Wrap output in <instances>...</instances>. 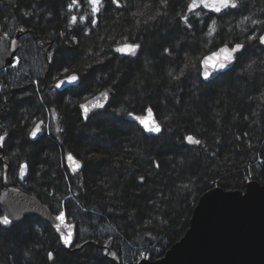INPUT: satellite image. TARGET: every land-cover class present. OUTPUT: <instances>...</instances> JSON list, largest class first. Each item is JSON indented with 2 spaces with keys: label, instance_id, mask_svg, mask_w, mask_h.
<instances>
[{
  "label": "trees",
  "instance_id": "16d2710c",
  "mask_svg": "<svg viewBox=\"0 0 264 264\" xmlns=\"http://www.w3.org/2000/svg\"><path fill=\"white\" fill-rule=\"evenodd\" d=\"M120 2L129 6L117 8L104 0L95 25H72V15L90 12L83 0L71 11V0H0L3 32L13 36L19 29L28 31L17 56L19 69L29 75L25 79L13 70L0 74V84L6 83L0 132L8 129L4 151L0 148V192L4 162L15 180L18 166L27 162L29 177L22 189L77 224L73 247L80 248L66 252L49 225L27 217L9 229L0 227V264H114L104 257L103 246L120 264L129 250L157 260L184 235L198 198L214 184L243 190L245 176L264 181V101L259 99L264 47L251 41L245 57L208 84L198 72L204 55L226 42L248 44L254 27L258 34L264 29L243 20L264 21V0H244V8L228 14H208L217 22L212 37L207 36V16L189 14L191 28L180 20L189 0H167L166 6L160 0ZM123 42L139 43L137 55L114 53ZM46 52L51 81L71 72L81 77L67 101L59 94L50 103L44 82L40 91L33 85L48 69L44 62L47 68L40 66L35 75L33 61L37 55L44 61ZM181 69L184 75L173 80ZM106 88L114 90V100L84 124L78 104ZM147 107L162 126L157 137L146 136L126 115L146 114L142 109ZM109 112L112 121L104 116ZM48 115L50 134L30 141L31 127ZM82 126L111 144H94L87 153ZM189 134L201 141L199 146L185 143ZM69 155L83 162L82 174L69 172Z\"/></svg>",
  "mask_w": 264,
  "mask_h": 264
},
{
  "label": "water",
  "instance_id": "95a60500",
  "mask_svg": "<svg viewBox=\"0 0 264 264\" xmlns=\"http://www.w3.org/2000/svg\"><path fill=\"white\" fill-rule=\"evenodd\" d=\"M27 33V30L19 29L11 36L3 32L0 24V70H4L13 64L21 47L20 40ZM262 46L264 47V45ZM212 52L204 55L200 61L205 56L211 55ZM114 53L116 52L114 51ZM116 54L122 55L120 53ZM235 63L229 66V69L215 73L207 81L203 80L201 76L200 79L205 84H208L218 76L230 71ZM77 84L66 83L60 88H57L56 85L55 87L57 90H63L66 87L76 86ZM105 91L109 92V96L107 99H101L100 94ZM114 97V90L106 88L82 102L79 105V110L84 122L93 115L104 112L112 103ZM97 100L103 103L105 108L92 107L91 104H94ZM84 104H89L87 118H85L83 109L80 107ZM134 115L147 116V114ZM134 121L146 136L157 137L162 133H148L143 130V127L136 120ZM37 125L41 127L43 124L39 122ZM35 127L33 130H35ZM40 134L41 132L37 134L35 139L30 135V140L32 142L36 141ZM193 137L196 138L195 136ZM185 138L184 141L187 145L199 146V144L188 142ZM76 163L80 165L79 168L76 167ZM24 164L26 163L21 165ZM67 166L72 174H77L83 169L82 163L76 158H73L72 161L67 160ZM27 173L28 168L26 175L21 178L19 169L18 183L23 184L25 182ZM2 185L3 188L0 192L2 215L0 217L7 215L13 221V224L9 226L0 225L1 228L9 229L24 218L37 217L51 227L59 240L60 246L66 252L74 253L80 249L73 247L76 241L77 224L73 221H65V224L71 226L72 231V246L66 247L61 242V233L56 230V226L59 225V221L55 219L56 215L37 196L30 195L15 185L9 173V167L3 171ZM60 227L61 231H67L62 225ZM106 248L107 251L103 254L104 257L114 264H120L115 256L109 255V247ZM49 260L52 261L53 258ZM134 264H264V181L262 183L248 181L243 190H224L219 186L206 190L198 198L189 220V226L180 240L174 243L160 259L149 260L141 258Z\"/></svg>",
  "mask_w": 264,
  "mask_h": 264
},
{
  "label": "snow or ice",
  "instance_id": "6c2138e0",
  "mask_svg": "<svg viewBox=\"0 0 264 264\" xmlns=\"http://www.w3.org/2000/svg\"><path fill=\"white\" fill-rule=\"evenodd\" d=\"M81 3L82 0H71V3L68 5L69 11H71L73 8L79 9L81 7ZM83 3H85L88 6V8H90V12L80 16L72 15L70 17V24L77 25V24L91 23L92 25H95L97 23L96 17L101 12V9L104 7V0H83ZM110 3L112 5H115L117 8L129 6L127 3L121 4L120 0H110ZM160 3L166 6L167 0H160ZM145 6L147 7L149 5H145ZM245 6L246 5L244 3V0H189L186 6L187 12L180 16V20L183 22L186 28H191L192 24L189 20L188 13H191L196 18H199L201 16H207L210 23L205 24L204 20H200V22L202 24H205V26L207 27L208 29L207 36L212 37L217 31V22L216 19H214L211 15H208L209 13L228 14V11L230 10L235 9L239 11ZM133 15H135V13H133ZM243 20L244 22L250 21L253 26L264 25V21L258 19H252L249 16H244ZM246 40L249 42L248 44L226 42L223 47H220L217 51H213L211 55L205 56L200 61L201 67L198 68V72L200 76L203 78V80L205 81L209 80L215 73H219L223 70L229 69V66L233 65L237 60L245 57L251 41H256L259 45H264V29H262L258 34L254 27L251 35L247 36ZM140 48L141 45L139 43L123 42L119 46L115 47L114 51L116 53H120L125 56H136ZM165 52L171 54L170 49L166 48ZM253 63H255V61ZM195 66L196 65H193V67ZM185 67H187V65H185ZM248 68L251 69L252 65L251 64L248 65ZM68 71L69 69L67 67L64 68L65 73H67ZM169 75L172 76V73L169 72ZM183 75H184V70L181 69L178 75L172 76V79L178 80ZM78 82L82 83L80 76L78 74L73 73L67 75L64 79L58 81L56 87L60 88L66 83L75 85ZM108 96H109V92L107 91L100 94L101 99H107ZM259 99L261 101H264V92H261ZM89 104H91V102H89ZM89 104H84L80 106L83 109L85 118H87L89 113ZM91 106L100 109L105 108V105L101 103L99 100H97L94 104H91ZM142 111L146 112L147 116L134 115V113L131 111L127 112L126 115L136 120L143 127L144 131L155 134L161 133L163 129L161 127V124L155 118L152 107L144 108L142 109ZM41 124H43V121H41ZM40 131H41L40 125H37L35 127V130H33L30 133L31 137L35 139ZM4 139H5L4 136H0V142H3ZM185 139L188 142L194 144L201 143L199 139H196L191 135L187 136ZM67 159L72 161L73 160L72 155H69ZM79 166L80 165L76 163V167L79 168ZM156 167H159V165L157 164ZM27 168H28L27 164L20 166L21 178H23L26 175ZM141 180H143V177H141ZM55 219L59 221V225L56 226V230L61 233L60 235L61 242L66 247H71L72 231H71V226L65 224V213L63 211H60L58 215L55 217ZM12 224L13 221L7 215L0 217V225L9 226ZM61 225L67 229L66 232L61 231V227H60ZM48 258L52 259L53 253L49 252Z\"/></svg>",
  "mask_w": 264,
  "mask_h": 264
},
{
  "label": "flooded vegetation",
  "instance_id": "af4514ba",
  "mask_svg": "<svg viewBox=\"0 0 264 264\" xmlns=\"http://www.w3.org/2000/svg\"><path fill=\"white\" fill-rule=\"evenodd\" d=\"M21 45V44H20ZM21 48V47H20ZM20 50V49H19ZM19 52V51H18ZM123 56V55H122ZM125 56V55H124ZM17 54H16V57H15V59H14V61L17 59ZM46 60V61H45ZM45 60L44 61H42V65L44 66V69L45 68H47V67H45L46 66V63H47V66H48V69L47 70H45L44 72H42L43 73V77H42V79L41 80H39L38 81V79H34V80H32V82H33V85L36 87V91H40V89H39V83L40 82H44V88L42 89L43 90V92H47V99H48V101L51 103L54 99H56V98H58L57 96L60 94V95H62V96H64V98L66 99H68L69 98V95H71L72 93H68L69 91H71V90H73V89H75V88H78L79 86H80V84L81 83H78L76 86H71V87H66L65 89H63V90H57L56 89V87H55V85H56V83L58 82V81H60L61 79H63L64 77H66L67 75H70V74H73V73H75V74H77L76 72H71V73H68V74H66V75H64V76H62V77H60V78H58V79H54L53 81H51V77L53 76V73L51 72H49V70L51 69L50 68V61L48 60V54H47V52L45 53ZM14 61H13V64L10 66V67H8V68H6V69H4V70H0V74L1 73H3V74H6L7 73V70H13V71H15L16 73H17V75L19 76V75H21V76H23L25 79H27L28 77H29V75L27 74V73H25L24 71H22V70H20L19 69V66H20V64H19V66L17 67L16 66V68H11V67H13L14 66ZM33 61V60H32ZM44 62H46V63H44ZM50 68V69H49ZM50 74V75H49ZM49 78H50V80H49ZM81 78V77H80ZM47 81H48V83H47ZM1 83H3V84H0V97L1 96H3V94H4V90L6 89V85H4V83L5 82H1ZM52 83V84H51ZM6 84V83H5ZM47 84H51V86L50 85H47ZM68 93V94H67ZM49 96H51L52 97V99L53 100H50L49 99ZM93 96V95H92ZM91 97V96H90ZM88 99V98H87ZM86 100V99H85ZM85 100H83L82 102H84ZM82 102H80L79 104H78V111H79V115H80V118H81V120H82V122L84 123V124H86L88 121H90V119L93 117V116H95V115H93L92 117H90L86 122H84V120L82 119V115H81V112H80V110H79V105L82 103ZM106 111V110H105ZM104 111V112H105ZM104 112H102V113H104ZM102 113H99V114H102ZM96 115H98V114H96ZM51 120V118H50V116L48 115L47 116V118L45 119H40V120H37V122L31 127V129H30V131H29V134H28V137H29V140H30V133H31V131L33 130V128L39 123V122H41V121H43V125L41 126V134H40V136H39V138L38 139H40L43 135H49V134H47L46 132H45V127L47 126V124L49 123V121ZM48 122V123H47ZM49 125H50V123H49ZM50 131V130H49ZM0 136H4L5 137V139H4V141L3 142H0V148H1V151L3 152L4 151V148H3V146H4V144H5V142H6V140L8 139V134H7V131L3 128L2 129V132H0ZM37 139V140H38ZM36 140V141H37ZM31 141V140H30ZM33 142H35V141H33ZM68 157V156H67ZM67 157H66V160H65V163H66V166H67ZM73 158H76V157H74V156H72ZM76 159H78V158H76ZM79 160V159H78ZM81 163H82V165H83V162L81 161V160H79ZM22 163H26L27 164V162H21L20 163V165L18 166V170H17V177H18V171H19V169H20V166H21V164ZM4 164H5V167H4V169H6L7 167H9V173L11 174V170H10V165L7 163H5L4 162ZM28 165V164H27ZM67 168H68V166H67ZM4 169H3V171H4ZM69 170V169H68ZM83 170V169H82ZM82 170L79 172V173H77V174H73V175H79V174H82ZM3 171H2V174H3ZM70 172V171H69ZM12 176V175H11ZM17 177H16V180L13 178V176H12V178H13V180H14V182H15V185L17 186V187H19L20 189H22L23 188V186H24V184H25V182L27 181V179H28V177H29V167H28V173H27V177H26V179H25V182L22 184V183H18V181H17ZM2 188H3V185H2ZM23 190V189H22ZM24 191V190H23ZM26 192V191H25ZM27 193V192H26ZM1 207V206H0ZM2 209V208H1ZM1 215H2V213H1ZM56 215V214H55ZM57 216V215H56ZM101 250L103 251V254L107 251V249L103 246V247H101ZM109 255L110 256H115V255H112V253H111V250H109ZM116 258V257H115ZM108 259V258H107ZM117 260V259H116ZM118 261V260H117Z\"/></svg>",
  "mask_w": 264,
  "mask_h": 264
},
{
  "label": "rangeland",
  "instance_id": "374dc122",
  "mask_svg": "<svg viewBox=\"0 0 264 264\" xmlns=\"http://www.w3.org/2000/svg\"><path fill=\"white\" fill-rule=\"evenodd\" d=\"M19 64H20V58L19 57H17V59L14 61V66L13 67H11V68H16V66L18 67L19 66ZM33 65L36 67V70H35V75L37 74V75H39V73L42 71V70H44V66L42 65V61H41V57H40V55H37L36 56V58L34 59V61H33ZM40 66H41V71L39 72V71H37V68H40ZM44 97H45V95H44ZM43 97V98H44ZM49 99L50 100H53L52 99V97L51 96H49ZM69 99V98H68ZM68 99H66V100H64V101H67ZM70 109V108H69ZM147 114V113H146ZM104 116H109L108 118H107V120H113V117H114V115H113V113H111V112H109V114H104ZM48 123V122H47ZM49 123H50V121H49ZM49 123L47 124V126L45 127V132L47 133V134H50V132H49V130H50V125H49ZM5 130L7 131L8 129L5 127ZM81 130L82 131H84V133H85V135H87V141L85 140V143H87L88 144V147H86V152L88 153V152H90L91 151V146H93L94 144H99V145H101V146H103V147H108L110 144H111V142L110 141H108L107 140V138L103 135H101V134H99V133H87L85 130H87V129H84L83 128V126H82V128H81ZM90 132V131H89ZM80 135H82L83 136V134H80ZM80 135H79V137H80ZM86 156V160H88L89 158L87 157V155H85ZM105 170V172H108V169H104ZM80 179L82 180V177H80ZM244 180H245V182H248V181H250V179L248 178V177H244ZM216 186H219L218 184H214V186L213 187H216ZM220 187V186H219ZM211 189V188H210ZM201 196V195H200ZM54 210H59V207H55V209ZM65 221H71V220H68L67 219V217H66V215H65ZM137 252V251H136ZM130 253H131V251L129 250V251H126V252H124V255H123V257H122V259L124 260H122L123 261V263L121 262V264H134L138 259H141V258H146V259H148V255L145 253V252H137L136 254H134V255H130Z\"/></svg>",
  "mask_w": 264,
  "mask_h": 264
}]
</instances>
